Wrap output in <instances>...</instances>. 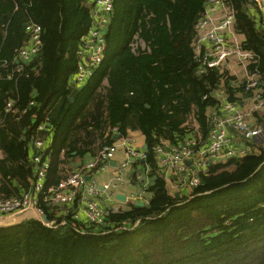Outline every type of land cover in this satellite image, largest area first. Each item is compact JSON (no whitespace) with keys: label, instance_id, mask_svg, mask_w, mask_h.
Wrapping results in <instances>:
<instances>
[{"label":"trees","instance_id":"obj_1","mask_svg":"<svg viewBox=\"0 0 264 264\" xmlns=\"http://www.w3.org/2000/svg\"><path fill=\"white\" fill-rule=\"evenodd\" d=\"M89 1L0 0V59L10 62L23 45L26 24L42 29L41 50L23 76L7 80L11 67L0 68V199L29 188L31 136L45 142L50 187L63 178L72 152L81 155L97 141L98 150L111 145L114 127L145 138L149 198L143 207L106 210L101 226L76 223V205L56 218L40 198L47 220L63 218L65 225L47 227L32 216L0 227V264H264V143L248 144L240 158L208 162L194 188L164 171L154 154L187 138L198 147L207 140L216 90L224 88L231 102L249 97L244 80L228 71L196 74L195 25L208 0H114L103 61L75 90L67 81L90 27ZM226 2L242 49L256 55L248 70L264 83V30L249 0ZM137 40L144 50L133 51ZM9 100L26 112L7 114ZM81 133L84 149L77 148Z\"/></svg>","mask_w":264,"mask_h":264},{"label":"built area","instance_id":"obj_2","mask_svg":"<svg viewBox=\"0 0 264 264\" xmlns=\"http://www.w3.org/2000/svg\"><path fill=\"white\" fill-rule=\"evenodd\" d=\"M114 0H90V27L82 38L76 52L77 66L69 76V85L80 89L91 79L100 67L105 53V33L108 29L113 12ZM256 14L258 26L264 30V0H249ZM234 11L226 0H208L202 17L195 25L196 36L193 41V60L196 63L197 75H204L210 70L228 71L232 63L243 71L244 92L249 94L250 110L242 112L238 102L228 101L229 94L224 88L216 90L212 96L218 101L216 110L209 113L210 129L206 147L201 150L195 138H187L179 145L165 149L156 147L154 154L158 164L166 172H175L179 178L194 188L200 183L199 174L206 171L208 162L245 156L250 152L248 144L264 143V83L258 79L257 72H250L248 66L256 62V55L242 49V40L234 31ZM41 26L29 22L25 26L26 40L17 48L9 61L0 59V68L11 69L4 76L7 80H15L25 74L26 66L38 56L41 47ZM205 98V96L203 97ZM30 106L33 102L29 103ZM18 110V109H17ZM14 101L9 100L5 112L25 113L17 111ZM260 113L261 122L253 124L250 118ZM48 126V125H47ZM46 125L40 124L38 130H45ZM129 131L121 134L118 127L111 129L115 141L99 149L93 158L81 164L75 171L68 172L55 186L45 187L49 161L46 158L45 142L40 137L30 138L29 162L32 165L33 177L29 188L18 197L0 199V217H12L25 211H32L47 227L65 225V219L44 221L43 204L51 207L56 218L67 216L71 206L78 204L82 209L85 221H82L77 209L71 218L76 223L101 226L105 221V209L100 204V195L111 199L113 190L127 182L124 170L131 160L143 161L145 153L135 148V141ZM118 150H123L128 160L114 170L113 179L99 186L92 176L106 171L108 163ZM148 168L134 175L135 182L147 187ZM136 202H139L136 200ZM47 219V218H46ZM75 227V226H74ZM78 231V227H75Z\"/></svg>","mask_w":264,"mask_h":264},{"label":"crops","instance_id":"obj_3","mask_svg":"<svg viewBox=\"0 0 264 264\" xmlns=\"http://www.w3.org/2000/svg\"><path fill=\"white\" fill-rule=\"evenodd\" d=\"M255 17H256V14H255ZM240 39H241V37H240ZM132 47H133V51L136 48L144 50L145 44L142 41L137 40L132 45ZM232 64H234V63H232ZM232 64L230 66L229 73L239 79L240 75L238 73H236V69L234 66L232 67ZM238 68H240V67H238ZM241 78L242 79L244 78L242 70H241ZM104 83H105V86H104ZM67 85H69V80L67 81ZM102 86H103V88L107 87L108 86L107 82L103 81ZM75 90H79V89H75ZM238 106H239L240 111L247 112L250 110L251 103L246 99L242 102H239ZM250 122L253 124L260 123L261 122L260 113L258 112V113L252 114V116L250 118ZM193 127L195 129H197V125L195 123L193 124ZM130 135L133 136V139L135 141L134 145H135L136 150L139 151L140 153H145V151H146L145 138L142 135V133L140 131H132ZM78 139L81 140V142H80V144L77 145V148L80 147V149H84V146H82V140L84 139V135H82V137L78 136ZM206 143H207V141L203 142L199 146V148L201 150H203L206 147ZM99 145H100V143H99ZM98 146L96 144H94L92 148L91 147L87 148L88 151L84 152L81 155H77L76 152H72L71 156L66 159V163L61 165V169H62L61 175L64 177L67 174V171L68 172L75 171L81 164L90 161L93 158V156L95 155L96 151L98 150ZM61 158H63L62 155H61ZM127 160H128V158L125 155V152L123 150H118L115 153L114 158L111 161H109V163H108L109 166L106 169V171L93 175L92 179L99 186L106 184V183H109L113 179L114 170L116 168H118L119 166H121V164L125 163ZM130 162H131V164L127 168H125V170H124V179H125V181L127 180V182L124 184H121L116 190L112 191L113 195H112L111 199H106V197H105L106 195L103 193L100 195V197H99L100 204L105 209V211L110 210V209H116V208H121V209L125 210L127 207L126 206L127 203H129V202L134 203V202H136V200H138L139 202L145 203L147 201V199L149 198V194L145 192L146 187H141L140 185H137L134 182L135 180H133L134 175L142 169V166H143L141 164L142 161H138V160L136 161V160L130 159ZM148 182H150L149 178H148ZM117 197H119L120 199H122L124 197L125 201L122 202L119 199H117ZM75 205L77 207V211H79L80 219L82 221H85V218L82 215V209L79 207L80 205H78V204H75ZM34 217H35V214H34ZM6 218H9V217H0V223H2V221H5ZM17 220H19V218Z\"/></svg>","mask_w":264,"mask_h":264},{"label":"water","instance_id":"obj_4","mask_svg":"<svg viewBox=\"0 0 264 264\" xmlns=\"http://www.w3.org/2000/svg\"><path fill=\"white\" fill-rule=\"evenodd\" d=\"M223 160H225V159H223ZM117 199H119V200L122 201V202L125 201V198H124V197H123L122 199H120L119 197H117ZM134 204H135L136 206H139V207H143V206H144V203H143V202H134ZM26 212H31V213L35 214V213L32 212V211H25V212H22V213L15 214V215H13L12 217L6 218L5 221H2V223H0V227H3V226H11V225L15 224V223L18 221L17 219H18L22 214H24V213H26ZM35 217L37 218L36 214H35ZM37 219H38V218H37ZM43 220L46 222V221H47L46 217H43Z\"/></svg>","mask_w":264,"mask_h":264},{"label":"rangeland","instance_id":"obj_5","mask_svg":"<svg viewBox=\"0 0 264 264\" xmlns=\"http://www.w3.org/2000/svg\"><path fill=\"white\" fill-rule=\"evenodd\" d=\"M233 66H234L235 69H236V73H238V74L240 75L239 80L242 81L243 79L241 78V70H240V68H238L235 64H232V67H233ZM104 86H105V83H104ZM101 92L104 93L103 90H101ZM82 135H83V133H81L80 135H77L76 137H77V138H78V136H79V137H82ZM99 142H100V141H97L95 144L98 146V145H99ZM32 216H34L33 213H31V212H26V213L22 214V215L19 217V220H21V219H23V218H27V217H32Z\"/></svg>","mask_w":264,"mask_h":264}]
</instances>
